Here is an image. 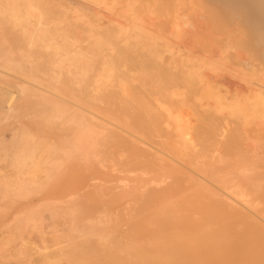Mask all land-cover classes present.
Here are the masks:
<instances>
[{
    "label": "bare ground",
    "instance_id": "bare-ground-1",
    "mask_svg": "<svg viewBox=\"0 0 264 264\" xmlns=\"http://www.w3.org/2000/svg\"><path fill=\"white\" fill-rule=\"evenodd\" d=\"M123 1L0 0V121L3 122L5 119H10L11 114L8 111L13 109V104L11 103L13 97L21 94L22 96L20 95V98H25L24 101L26 104L24 113L18 116L20 120L9 128L12 131V139L10 138L11 140H8L6 133L4 134L0 131V145L2 144L4 150L2 152L4 156L0 157V159L6 161V169H8L5 174H0V196L3 197L6 193H11V196L13 194L15 196L25 197L33 192V187L40 188L56 185L66 187L68 185V181L66 180L68 175L66 176L64 173L66 169H62V167H65V165L69 166L67 163L68 159L70 158L72 161L84 159L86 165L84 184L81 187L84 190L83 193L77 195L75 193L68 194L71 197L69 202L72 207L56 206L52 208L45 205L44 209L40 206L39 208H34L37 207L36 204L29 202V205L23 206L26 210L21 211L20 209V212L14 213V220H22L21 225L17 221H14L13 224L15 226L23 227L24 218L27 216H30L27 217L29 220H39L38 217L43 210L45 212L48 210L47 212L51 213L57 210V214L62 211L66 214H72L71 217L74 219L72 220L71 218V221H74L77 218L75 216L79 212L78 207L73 206L74 204L79 206L77 204V198L84 199V197L95 190L100 192L103 197L104 195H112L111 198L117 190V194L123 200H121L122 204L130 199L136 203L141 201L138 203L140 204L141 211L144 212L154 208L153 213L160 215L191 214L196 212L218 215L247 213L242 208H245V211L254 212L256 205L251 200V192L247 193V190L241 187L242 184H245L252 189L262 190L264 186V0H225L234 8L244 12V22L248 23L250 28H247L249 29L247 31L249 32L248 34H251L248 40L240 35L242 39H245L242 42L245 43L244 45L240 42V45L246 47L245 50L235 49L236 51L234 52L229 51L231 47L224 45L225 43L223 42L226 41H223V39V42H220L221 40L218 41L221 45L216 44L217 46L207 50L206 57L201 58L204 59L201 65L198 62L188 64L184 58L180 65L173 66L172 60L170 62L161 60L163 50L160 51L158 40L156 38H150V35L147 36L148 38L146 37L149 41L142 46V51L138 49V44L142 41L140 39L143 35L146 36V33L142 34V31L147 28H144L142 25L144 23L142 21L143 17L137 13L134 7L135 3H132L137 1L134 0L131 2L130 0H126V3L121 4ZM116 5H123L124 10L119 12L121 14L120 17H115L112 15L113 13L109 12L116 10L114 9ZM153 5L149 6L151 7ZM216 8L218 9V6ZM147 10L150 9L148 8ZM219 10H216V12ZM228 13H226V17H228ZM221 14L219 12L218 16H216L219 18ZM203 16L201 18H205ZM174 17L172 18L174 20L172 22L177 23ZM176 18L179 19L178 17ZM221 19L222 16H220L219 20ZM228 19H225V22L221 21V23H227L225 27L230 28V24L228 26V23L231 22H226ZM189 21L188 23H191ZM216 21L220 23V21ZM237 21L239 20L237 19ZM201 22H204L203 19ZM201 22L199 23L201 24ZM179 23L177 24L180 27L188 24L185 23L183 26L184 22L183 24L181 22ZM221 23L220 27L221 25L223 26ZM192 24H194L192 25L194 27L191 26V30L192 28L197 29L201 27V25L197 26L198 23L196 24L194 21ZM232 24L234 25L235 22ZM238 24L237 22L236 27L239 26ZM204 25L203 23L202 26ZM240 26L238 28L241 29L242 27ZM202 28L200 30H203ZM220 29L224 33L229 30ZM232 29H235L234 26ZM221 30L220 32L223 33ZM193 31L195 33L197 32V30L190 32ZM235 31L237 30L235 29ZM234 32L233 34H235ZM245 32L244 35H246ZM181 33L183 32L181 31ZM199 33L198 30L195 35ZM223 34L221 36L226 35ZM228 34L230 33L228 32ZM193 36L191 34L189 37L191 38ZM194 37H196L194 38L195 40L198 39V35ZM235 37L237 38L239 35H235ZM190 38L185 39L186 42L188 41L186 44L191 42L189 45L195 44V47L196 45L197 47L200 46V42L197 43L195 41V43H192L194 39L189 42ZM204 40L205 38L202 41ZM239 40L241 38L236 40V44H239ZM227 42L229 43V41ZM197 49L200 52V48L198 47ZM201 49V52L205 53L203 52V48ZM250 49L254 52L251 53ZM166 52L172 53V48ZM175 54H171V56L175 58ZM195 67H198L199 72H193V68ZM203 67H206L208 71L204 70L202 72L201 69ZM190 75H197L198 81L197 79L195 80L197 82L191 80L192 83H196L190 84L191 86H196L193 92L187 86L189 83L187 85L183 84L182 86L188 89L186 93L193 96V99H195V95H200L198 99L201 101L203 100L202 98L206 97L207 99H204V102L202 101L198 104L194 103L197 105V111L191 110L190 107L194 105L187 104L186 106L188 107H184L188 111L190 110L189 113L191 116L198 115L195 116L200 119L197 128H200L201 133L208 134V136L213 134V142L217 146L213 150L209 146L211 154L203 153L197 158L194 157V159L188 160L184 156L187 157L190 145H194L193 148L199 150V146L202 144L197 140L199 144L192 142L193 139L191 136L193 135L191 134L194 132L193 129L195 130L197 123H192L191 125L190 120L192 118L186 119L183 122L184 119L182 117L183 120L179 116H174L173 109L179 106L181 107V105L178 106L176 104L179 101L177 98H172L175 93L170 94L169 91L173 87L179 86L182 82H186ZM134 80H137L138 85H133L132 81ZM130 84L137 90L135 96L134 93L132 96H128L132 92V88L128 86ZM159 84L160 86L157 87ZM168 92L169 95L167 94ZM166 95L168 98L165 97ZM127 96L138 101L137 103L139 104L142 103L143 108L140 117L130 118L128 120L129 109H126L125 102L122 101L121 103L125 107H121L118 104L119 100L117 102V99L123 97L128 98ZM164 97L165 100H163ZM179 99L182 98L179 97ZM154 101L156 102L154 103ZM174 104L177 105L176 108H172ZM133 106L129 107L132 108L131 111L135 112L136 109H138L137 112L141 111L139 108L140 105L136 109ZM184 107L183 109H186ZM14 113L16 112L14 111ZM147 113L149 114L148 120H146L147 117L145 116ZM184 114L186 115V113ZM185 115L183 116L186 117ZM31 117L33 119H30ZM38 119H43L47 123L50 130L48 133L52 134V137H50L51 135L46 136L50 137V139L45 141L47 143L42 145V148H40L38 138L36 139V136L28 132L25 128L27 124H30L29 122L31 120L37 123ZM237 119H241V121ZM212 128H214L215 132H211ZM146 133L152 135L160 133V136L163 135V137L167 135L169 142L166 143L170 152L161 149L152 151L153 147L151 144L142 137ZM201 133H198V135L203 138L204 136L202 137ZM195 135H197V131ZM217 137H226V139H229L228 142H225L228 145V149L233 151L235 148L231 157L227 159L217 157V154H220L222 150H226V145L225 147L222 145V147L218 143L219 140ZM137 140L141 142V146ZM79 141L81 143L78 145L77 143ZM109 142H112L115 147L123 144L121 147L124 150L126 149V151L121 148L122 152H127L126 154L128 156H126V159L120 160V155L114 168L106 169L105 167L110 165V163L107 164L105 158H91L90 155L100 156L102 152L101 147L107 145ZM172 144H175V147ZM108 145L112 146V144ZM171 145L174 151L177 149L180 151L173 152ZM202 146L203 148L201 149H207L205 145ZM117 147L116 149H118ZM193 148L190 149L192 153H195L196 151ZM38 149L40 150L38 151ZM209 150L205 152L210 153ZM116 151L121 152L120 149ZM198 154H201V152ZM59 157L63 159V162L62 159L61 161L58 160ZM98 163L103 167H100ZM116 165L118 166L117 168H115ZM188 180L194 183V185H191L192 187L198 188L197 192L193 191L194 193H198L197 200L190 201L189 204L185 200L178 199L187 190L188 186L185 182L187 183ZM37 190L39 191V189ZM132 203L129 202L130 207H132ZM106 208L98 211V213L107 211ZM81 209L86 208H82L81 206ZM119 211H122V208L120 209L119 207ZM22 213H28V215L25 217L20 216ZM51 213H48V216L46 213H43L45 215H41L42 217L47 216L44 221L47 220L49 222L50 218L51 222L54 221L52 217L57 214L51 215ZM64 213H60L62 217ZM89 214L92 213H88L87 215L90 216ZM121 215L123 214L119 215L120 220L123 218ZM152 215H150V218H152ZM56 217L61 216L58 215ZM64 219L66 220V218ZM146 219L143 220V217H141V220L145 221L143 223L144 226L148 224ZM40 220L42 223L43 218L40 217ZM259 220L262 221V218ZM259 220L254 223L256 225L259 224ZM56 221L54 222L59 225L60 221ZM86 222H92V225H96L102 221L100 218L94 219L90 216ZM263 222L261 223L264 224ZM134 223L137 225L136 221ZM58 225L57 227H59ZM29 226L32 225L29 223ZM51 226L53 225L51 224ZM132 226L134 227V224ZM28 227L27 229L26 227L23 228L24 230H28ZM138 227L141 228V226ZM42 228L45 231L44 227ZM95 228H98V226ZM262 228L264 226L260 229ZM17 229V232H21V228ZM37 229H35L37 231H34L35 233H30L31 230L26 231L27 235L24 237H35L40 232ZM88 229L81 231L75 229L79 231H77V236L73 237L70 233L71 236L68 235V237L73 239V241H67L68 243L63 246L61 244L59 245V241L61 240L54 239V241L56 240L59 243L55 244L52 240L55 245L52 242H49V244L47 242L49 241L48 238L45 237L46 234H42V236L40 234V237L37 235L36 237L38 238H35V240H40L44 235L46 239H43L48 243L46 248L48 250L46 252H42L45 250L40 248L39 251L41 253L39 257L49 264H57L56 260L53 259H58L72 253L74 251L73 249L77 246L75 238L86 237ZM63 230L65 231V229ZM91 232L89 230V233ZM7 234L9 235V233ZM31 234L32 236H30ZM21 235L22 232L20 234L16 233L13 239H11L12 236L9 237L11 241H17L14 243L16 248L12 253L7 250H0V261H8L10 258H14L16 264H37L34 260V252L32 251L37 242L24 239L23 236L21 238ZM2 237L4 236L2 235ZM146 237L149 238V235ZM113 238L116 239V237ZM21 239L24 240L21 241ZM25 240H27V243ZM20 241L26 243L25 247ZM28 241L30 244L32 241L35 242V244L33 243L34 246L32 247V244L31 246L30 244L27 245ZM45 241L37 247H41V244H46ZM117 241L114 243V247ZM119 241L121 240L119 239ZM5 242L9 244V242ZM51 244L56 248L49 249ZM5 251L6 253H4Z\"/></svg>",
    "mask_w": 264,
    "mask_h": 264
},
{
    "label": "rangeland",
    "instance_id": "rangeland-1",
    "mask_svg": "<svg viewBox=\"0 0 264 264\" xmlns=\"http://www.w3.org/2000/svg\"><path fill=\"white\" fill-rule=\"evenodd\" d=\"M125 1L126 0H124L123 3H121V4L126 3ZM130 1L132 2L134 0H130ZM136 1L137 2H132V3H135L134 7H135L137 13H139L140 16L143 17L142 21H144V23L140 22V21L139 22L143 23L142 25L144 26V28L149 29V30L143 29L142 34L146 33L145 34L146 36L143 35L142 38L140 39L142 41L139 42L138 49L141 50L142 46L149 41L147 39L148 38L147 36L150 35V38L152 37V38H156L158 40V42L160 44V46H159L160 51L163 50L162 54H161V60H163L165 62H170L172 60V66L173 65H180V63L182 62V60L184 58H185L184 60H186L188 64L198 62L201 65L202 61H204V59H201V58L206 57L207 50L211 47H215V46L219 45L220 42H223V41H226V42H223V43H225L224 45H229L231 47L232 50L229 49V51L234 52V51H236L235 49H240V50L246 49V47L243 46L245 43H242L245 41V39H242V36H244V38H246L248 40V38H250L251 34H248L249 32L247 31V30H249L247 28H250L248 23L244 22V12H242L239 9L234 8L233 6H231L230 3L226 2L225 0H214L213 3H212V0H201V2H200V0H136ZM121 4H119V5H121ZM153 4H155V5H153ZM215 4H217V5H215ZM144 5H146V6H144ZM149 5H153L155 7H153V6L150 7ZM217 6H218V9L216 8ZM148 8L150 10H147ZM154 8H155V10H153ZM114 9H116V10H111L109 12L113 13L112 15H114L115 17H117V16L120 17L121 14H119V12H122V10H124L123 5L122 6L116 5V7H114ZM224 9H226V10H224ZM216 10H219V11L216 12ZM144 11H147V12H145L147 14H145ZM226 11L229 12L227 15L228 17H226V13H227ZM219 12L222 13L223 15L222 14L219 15V18H218L217 16H218ZM230 13L233 15H231ZM197 14L200 16L199 18H198ZM174 16L178 17L179 19H177ZM202 16L205 18H201ZM220 16H222L221 20H219ZM173 17H174V19L177 20V21H175L177 23L181 22L183 24V22H184L183 26L185 25V23H188L189 20L191 21V23H188L184 27H180L179 26L180 23L177 24V23L172 22V21H174V20H172ZM223 17H224V19H223ZM234 17L236 18V20H234L235 19ZM191 18H194V19H191ZM227 18H229V19L226 20V22H231V23H228V26L230 24V26H229L230 28L225 27V26H227V23H225L226 25L221 23V21L225 22L224 20ZM202 19L204 22H201ZM205 19H207V20H205ZM230 19H232L233 21ZM237 19L239 21H237ZM178 20H179V22H178ZM186 20H188V21H186ZM216 20L220 21V23L223 24V26L221 25V27H220V23H218ZM193 21L196 22V24L198 23L197 26L201 25L200 28H202L206 25L204 28H202L203 30H200V28H197V29L192 28V30H195V31L197 30V32L199 30L200 33L197 34L198 35L197 38L200 41L198 39H196V40L194 39V38H196L194 36H197V35H195L197 32L196 33L194 31L190 32V31H192L191 26L194 25V24H192ZM199 22H201V24ZM234 22H235V24L233 25L232 23H234ZM237 22L239 23L238 24L239 26L241 25L240 26V27H242L241 29L238 28L239 26L236 27ZM203 23L205 24L204 26H202ZM175 24H177V25H175ZM152 26H155V27H152ZM233 26L237 31H235V29H232ZM192 27H194V26H192ZM219 27L222 29H226V30L229 29L228 32L230 34H228V32L224 33L223 30H221ZM187 28H189V29H187ZM220 30L226 35L221 33ZM226 30H224V31H226ZM174 31H176V32H174ZM181 31L184 34L181 33ZM243 31L245 32L246 35H244ZM233 32L235 34H233ZM208 33H210V34H208ZM236 33H238V34H236ZM191 34L194 35L193 37H191L192 39L189 37V36H191ZM205 34H208L209 36L205 35ZM222 34L224 36H221ZM235 35H239V37H240V35H242L240 37L242 41L239 40L238 41L239 44H236L237 43L236 40H238L240 38L239 37L234 38ZM160 36H162V37H160ZM202 36H205V37H202ZM170 37L172 40L173 39L174 40L172 41L170 39ZM182 37H184V38H182ZM221 37H223V38H221ZM188 38L191 39V40L189 39V42L192 41L193 39H194V41L192 43H195V41H197V43L200 42L201 44L199 43L200 46H198L200 48V52L202 50L201 48H203V52H205V53H202V52L200 53L199 50L197 49L198 48L197 45H196V47H195V44L189 45V44H191V42L186 44L188 41L186 42L185 39L187 40ZM200 38L202 40L205 38V40L202 41ZM207 39L208 40L210 39V41H208ZM145 40H147V41H145ZM231 40H233V41H231ZM174 41H175V43H174ZM218 41H220V42L218 43ZM227 41H229V43ZM213 42H215V43H213ZM240 42L243 45H240ZM223 43H222V45H223ZM231 43H233V44L231 45ZM201 46H203V47H201ZM233 46H234V50H233ZM170 48H172V51L177 53V54H175L173 52L172 53L166 52ZM252 52H254V51L251 50V53ZM190 53H192V54H190ZM164 54H166V55H164ZM171 54H175V58L172 57ZM192 55H194V56H192ZM158 60H160V59L158 58ZM197 68L198 67L193 68L194 73L196 71L199 72V69H197ZM204 70L208 71L206 69V67H203L201 69L202 72H204ZM190 77H194V78H190ZM190 77L188 80H186V82H182L179 86L173 87V89H171L169 92H170V94L175 93V95L172 98H177V100H179V101L176 104L178 106L181 105V107L179 106L178 108H176L177 105L174 104V106L172 107V108H176V109H173L174 116L175 117L179 116L180 118L182 117L184 119L183 120L181 118L183 120V122L186 119L192 118L190 120V123H191V125H192V123H194V124L197 123V125H195V130L193 129V131L195 133L197 131V135H198V133L202 132V131H200L201 130L200 128H197V126H199L200 119H198L199 117H195L198 115L191 116V114L189 113L190 110L189 111L187 110L186 107H188V106H186V105L187 104L188 105L189 104L194 105L195 106L194 109H193L194 106H191L190 108H191V110H196V107H197L196 104H198L199 102H202V101L204 102L205 101L204 99H207V98L206 97L202 98L203 100L201 101L200 99H198V97L200 95H195L194 96L195 99H193V96H190V94L186 93L187 92L186 90H188V89H186L187 87L184 88V86H182V85L183 84L187 85V83H189V85H187V86H189L188 88L190 89L191 92H193V91H195L196 86L195 85L191 86V85L196 84V83H192L191 80H193V82L198 81L197 75H194V76L190 75ZM196 79H197V81H195ZM136 81L137 80L132 81L133 85L135 84L134 86L138 85L137 84L138 82H136ZM133 85L132 84L128 85L129 87L132 88V89L130 88L132 92L128 96H132L133 93H134V96L136 95L137 90ZM159 86H160V84L157 87H159ZM177 89H178V91H176ZM179 89H180V91H179ZM169 92L167 93L168 95H169ZM20 95L21 94H18L17 96H15L11 99V103L13 104V109H11V111L10 110L8 111L9 114H11L10 119L9 118L5 119L6 122L7 121H9V122H7V124H6L5 120L4 121L2 120L3 122L0 121V124H1L0 125V131L4 134L6 133L8 140L12 139L11 138L12 137V131L9 128L12 127L14 125V123H16L20 120L18 118V116L22 115L24 113V109L26 108V104L24 101L25 98H23V97L20 98ZM125 97H123L124 99L123 98L117 99V102L119 100L118 104L121 107H123L125 104L126 109H129L128 120L130 118L140 117L141 116L140 113H142V108H143L142 103H140V104L137 103L138 101L132 99L131 97H128V98H125ZM165 97L168 98L167 95ZM165 97L163 98V100H165ZM179 97L182 99H179ZM184 98L186 99V101ZM2 100H4V98H2ZM122 101H124L125 103L121 104ZM133 101H136V102H133ZM155 102L156 101H154V103ZM18 103H20V104H18ZM194 103H196V104H194ZM139 105H140L139 108L141 111L137 112L138 109H136V108H138ZM131 106H133L134 109H136L135 112L131 111L132 108H129ZM182 106L183 107L186 106V107H184L186 109H183ZM14 111L16 113H14ZM196 111H194V113H196ZM177 112H178V115H177ZM183 112L186 113V115ZM182 113L186 117H184L182 115ZM145 116L147 117L146 120H148L149 114L147 113ZM30 119H33V117H31ZM237 120L241 121V119H237ZM37 121L38 122L36 123L35 121L31 120L29 122L30 124H27V126L25 128H26V130H28V132H31L32 134H34L36 136L35 137L36 139L38 138V141L40 143L39 144L40 148H42V145L47 143L45 141H48V139H50V137H52V134L48 133V132H50L49 127L47 126V123L43 119H41V120L38 119ZM2 123H5V124H2ZM181 123H182V121H181ZM171 126L174 127L173 125H171ZM172 127H170V128H172ZM126 128H127V126H126ZM198 130H199V132H198ZM3 131H6V132H3ZM194 132H192V134H191V135H193V136H191L193 141L192 140L191 141L195 142V143L198 141L199 143L201 142L202 144L199 146L200 147L199 150L194 149L193 148L194 145H190V148H193V150L196 151L195 152L196 154L192 153V150L190 148H188L189 149V152H187L188 155H187V157L184 156L188 160L194 159V157L197 158V157L201 156L203 153L211 154V150H209V146H210V149H212V150L217 146V144L215 145V142H213L214 141L213 134L208 136V134L201 133V136L202 137L204 136L203 138H201L199 135L198 136L195 135ZM211 132H215L214 128L211 129ZM157 134L152 135V134L146 133V134H143L142 137L151 144V146L153 147L152 151L153 150L156 151L159 149L169 151V148L167 147V143H166V142H169L168 136L166 135L163 137V135L160 136V133H157ZM39 135H41V136H39ZM48 135L49 136L51 135V136L46 137ZM205 136H207V138H205ZM232 136H234V135H232ZM158 137H160L162 139H160ZM131 138H133V137L131 136ZM43 139H46V140H43ZM158 139H160V140L157 141ZM217 139L219 140L218 143L221 144V146L223 145L225 147V145H226V150H222V152L220 154H217L218 155L217 157H222L225 159L231 157V154L234 153L235 148L233 149V151L228 149V145L225 142H228L229 139L228 138L226 139V137H224V138L223 137H217ZM206 140H209V141H206ZM137 141L139 142V145L141 146L142 145L141 142L139 140H137ZM220 141H221V143H220ZM80 143L81 142L79 141L77 144L79 145ZM212 143H214V144L212 145ZM108 144H112V146L108 145ZM108 144L101 147L102 152L100 153V156L90 155L91 158H94V157L95 158L99 157L101 159L105 158L106 163L107 164L110 163V165L105 164V165H107L105 167L106 169L107 168L109 169L112 167L114 168V165H115V163L118 162V160H119L118 157L120 155H121L120 160L121 159L124 160V158L126 159V156H128V154H126L127 152H124V153L122 152L123 148L121 146L123 144H121V145L119 144L120 147H119V145H117L118 147L116 146L118 149H120L121 152L116 151L118 149H116V147L114 146V144L112 142H109ZM172 145H174V147H175V144H172ZM172 145H171V149H173L172 151L176 152L178 149L174 151V148ZM202 145H205L207 147V149L210 151V153L205 152V151H208L207 149L206 150L201 149V148H203ZM0 146H1L0 147V157H2V156H4L2 153V152H4V150H3L2 144ZM109 147L111 150L108 149ZM195 147H197V146H195ZM39 150L40 149H38V151ZM105 150H106V152H105ZM107 150H109V151H107ZM197 150H198V152H197ZM124 151H126V149ZM178 151H180V150H178ZM71 152H73V151H71ZM115 152H117V153H115ZM200 152H201V154H198ZM115 154H116V156H115ZM124 154H125V156H124ZM192 155H195V156H192ZM220 155H222V156H220ZM107 156H108V158H107ZM233 157H235V156H233ZM61 159H62L61 157L58 158L59 161H61ZM114 160H116V161H114ZM62 162H63V159H62ZM67 163L69 166L65 165V167H62V169H64V168L66 169V171L64 172L66 174V176L68 175V177L66 179L68 181L67 182L68 185L66 187H63L61 185H56V186H51V187L44 186V187H40V188L33 187L32 188L33 192H31L28 196H25V197L15 196L13 194L11 196V193H6V195L3 197L0 196V237H2V235L4 236V237L0 238V243L3 244V245L2 244L0 245V250H2V249L7 250L10 253L14 252V250L16 248L14 243H16L17 241L14 242L13 240L11 241V239H13L15 237L16 233L20 234L22 232V235L20 236L21 238L23 236L24 239H29V241L34 240L37 242L35 245V248H33V250H32L34 252L33 256H34L35 262L37 264H49L46 261H43L41 259V257H39L40 253H41L39 251L40 248H43L42 250H45L42 252H46V250H48L46 248H47L49 242L50 243L52 242V244H54V242H55V244H58L60 242L59 245L60 244L62 246L66 245L68 243L67 241H69V242L73 241V239H70V237H68V235L71 236V234H72V236L75 237V236H77L78 230L81 231L83 229L89 228L87 231L88 234L86 237L75 238L77 246L75 247V249H73L74 251L72 253H70L69 255L63 256L61 258H58V259H53V260H56L57 264H69V263H71V264H264V239H263L264 238V231H263L264 228L260 229L261 227L264 226V224L261 223V222H263V219H264V214L261 215L262 213H264V195H263L264 194V186H263L262 190H260V189H252L248 185L242 184L241 188H243L244 190H247V193L251 192L250 193L251 200L254 203V205H256L254 212L245 211L244 210L245 208L241 207L244 212H247L244 214H236V215L235 214H221V215L219 214L218 215V214H201V213L196 212V213H191V214L185 213V214H178V215H160V214L153 213L154 208H151L148 211H144V212L141 211V209H140L141 207H139L140 204H138L141 201L136 203L134 200L130 199L127 202H123L124 204H122V202H121L122 199H120L119 195L117 194L118 193L117 190L115 193H113L114 196L112 198H111L112 195H110V196L108 195L109 197L104 195V197H103L100 192L95 190V191L91 192L89 195H87L86 197H84V199L77 198V204L80 206V208L76 204H74L73 206L78 207L79 212L84 213L83 214V213L78 212V214L75 216V217H77L75 219L77 221H75V220L71 221V218H72L71 215L72 214L71 215L66 214L62 211V209H60L62 212L58 211L59 214L56 213L57 210L53 211L54 213L47 212L48 210H46V212H45V210H43V211H41V214L39 213L40 216L37 214L39 216L38 217L39 220L36 219L37 222L35 221V219L29 220L27 218V217H30V216H27L28 213H26V214L22 213L20 215L23 217L27 216L24 218V221H23L24 226L23 227H26V229H27V227L29 226V223L32 225V226L28 227V230H26V229L24 230L23 227L15 226L13 224L14 221H17L21 225L22 220L21 221L20 220H14L13 219L14 213L20 212V209H21V211L26 210V209H24L23 206L29 205L30 204L29 202H31V203L33 202L34 204H36L37 207H34V208H39V206H40L44 209L45 205H48L52 208H54L56 206H58V207H65V206L72 207L70 202H69L71 200V197L68 194L75 193L77 195V194L83 193L84 190H82L81 187L84 184V179H85L84 174L86 172V169H85L86 165L84 163V159H76V161H72L69 158ZM98 165L100 167H103L100 165V163H98ZM139 165H141V164H139ZM69 167H70V169H69ZM117 167L118 166L116 165L115 168H117ZM6 168H7L6 161L0 159V174H5V172L8 171V169H6ZM185 184L188 186L187 190H185V192L181 196H179L178 199L179 200H181V199L185 200L189 204L190 201H193L196 198H198V193H194V192H197L198 188L192 187L191 185H194V183L189 181V180L187 181V183L185 182ZM150 186H151V184H150ZM220 187L223 188L222 185H220ZM37 189H39V191ZM37 192H39V193H37ZM252 194H253V196H252ZM1 198H3V199H1ZM126 199H129V198H126ZM90 201H91V203H90ZM111 201H113V202L111 203ZM124 201H126V200H124ZM129 202L130 203L133 202L132 203L133 205L131 204L132 207H130ZM37 203H40V204L42 203V204L37 205ZM178 205L180 207L179 201H178ZM81 206H82V208H86V209H81ZM119 207H120V209L122 208V211L118 212ZM105 208L107 210V211H105L106 213L104 211H103V213L102 212L98 213V211L103 210ZM52 210H54V209H52ZM110 210H113V211H110ZM138 210H139V212H138ZM126 211H128V212H126ZM42 212L46 213L47 216H48V213H51V215L57 214V215H54L53 217L52 216H50V217H52V220L54 219V221L59 220L61 227H60V224L58 225V223H56L58 221H56V222L52 221L51 222L50 217H48V218H50V221H49L50 223L47 220L44 221L45 217H47V216L42 217L41 215H45ZM96 212H97V214H96ZM120 212H122V213H120ZM60 213L61 214L64 213V216L65 215H67V216L62 217V215ZM88 213H92L89 215L92 216L94 219L100 218V220L102 221L101 223H98L100 225H98V224L92 225V222H86L87 218L90 217L87 215ZM112 214L115 217L111 216ZM120 214H123V215H121L123 217V218L121 217L122 218L121 220H120V216H119ZM152 214H155V215H152ZM246 214H248L249 216L248 215L245 216ZM58 215H60L61 217H56L57 218L56 219L55 216H58ZM150 215H152V218H150L151 217ZM40 217L43 218L42 223H41L42 219L40 220ZM141 217H143V220H145V218H147L146 222H148V224H145L147 226H144L143 223L145 221L141 220ZM260 217L262 218V221L259 220V219H261ZM64 218H66V220ZM73 219L74 218H72V220ZM151 220H152V222H151ZM258 220L261 224L259 223L256 225L255 223ZM135 221H136L137 225H135V223H134ZM140 221H142V222H140ZM65 223L66 224L68 223L70 225H68V224L66 225ZM51 224L53 226L55 225L56 227L51 226ZM71 224H72V226H71ZM133 224H134V227L132 226ZM57 225L59 227H57ZM83 225H85L87 227H85ZM253 225H255V226H253ZM73 226H75V227L73 228ZM97 226H98V228H95ZM138 226H141V228ZM148 226H150V228H148ZM37 227H39V229H37ZM42 227H44L45 231H43ZM67 227H69V228H67ZM253 227H255V228H253ZM17 228H19V229L21 228L20 229L21 232H17L18 231ZM22 228H23V230H22ZM59 228H61V229H59ZM62 228L65 229V231ZM236 228H238V229H236ZM35 229L40 230V232L38 231L39 233L37 234V235H39L38 237H40V234H41V236H42V234H44V235L46 234L45 237L48 238V240H49V241H47L48 243L43 239V238H45L44 235H43V238H41L40 240L39 239L35 240V238H38V237H36L37 235L35 236L34 234L33 235L35 237H33L32 234L30 235V236H32L30 238L24 237L27 235L26 231L31 230L30 233H35V232H37V231H35ZM56 229H58V230H56ZM75 229H78V230H75ZM89 230L92 232L89 233ZM46 231H48V233H46ZM59 231H60V233H59ZM23 232H26V233H23ZM5 233L6 234L9 233V235L8 234L6 235ZM64 234H66V235H64ZM148 235H149L150 239L148 237H146ZM10 236H12L11 239L9 238ZM65 236H66V238H64ZM141 236H143V237H141ZM27 237H29V236H27ZM113 237H116V239ZM250 237H252V238H250ZM90 238H92V239H90ZM140 238H141V240H140ZM24 239H21V241H23ZM54 239L61 240V241L56 242V240L54 241ZM65 239H67V240L65 241ZM119 239L121 241H119ZM260 239H262V240H260ZM41 240L42 241L44 240L46 242V244L44 243V245L41 244V247H37V246H39L40 243L44 242V241L42 242ZM138 240H140V241H138ZM1 241H4V242H1ZM5 241L9 242V244H7ZM25 241L27 243V240H25ZM29 241H28L27 245L30 244ZM38 241H39V243H38ZM116 241H117V243L115 244V247H114V243ZM258 242H260V243L258 244ZM21 243L24 244V247H25L26 243L25 242H21ZM33 243L35 244V242L32 241V243H31L32 247L34 246ZM141 243H144V244H141ZM31 244H30V246H31ZM52 244L49 246L50 247L49 249L56 248V247H53ZM119 244H121V245H119ZM59 245H58V247H59ZM34 249H36V251H34ZM4 253H6V251ZM34 254H36V255H34ZM245 254H246V256H245ZM245 262H247V263H245ZM0 264H16V260H14V258H10L8 261H0Z\"/></svg>",
    "mask_w": 264,
    "mask_h": 264
}]
</instances>
